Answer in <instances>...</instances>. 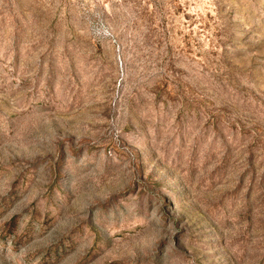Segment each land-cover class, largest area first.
<instances>
[{"label": "rangeland", "instance_id": "obj_1", "mask_svg": "<svg viewBox=\"0 0 264 264\" xmlns=\"http://www.w3.org/2000/svg\"><path fill=\"white\" fill-rule=\"evenodd\" d=\"M0 264H264V0H0Z\"/></svg>", "mask_w": 264, "mask_h": 264}]
</instances>
